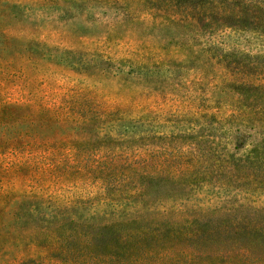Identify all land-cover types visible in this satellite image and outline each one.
Wrapping results in <instances>:
<instances>
[{
	"label": "trees",
	"instance_id": "trees-1",
	"mask_svg": "<svg viewBox=\"0 0 264 264\" xmlns=\"http://www.w3.org/2000/svg\"><path fill=\"white\" fill-rule=\"evenodd\" d=\"M63 30L152 43L69 63L202 112L145 110L96 87L54 105L8 98L17 62L57 54L41 35ZM255 40L264 0H0V264H264Z\"/></svg>",
	"mask_w": 264,
	"mask_h": 264
},
{
	"label": "rangeland",
	"instance_id": "rangeland-1",
	"mask_svg": "<svg viewBox=\"0 0 264 264\" xmlns=\"http://www.w3.org/2000/svg\"><path fill=\"white\" fill-rule=\"evenodd\" d=\"M105 18H111L105 15ZM49 44L57 45L60 49L77 48L84 54H64L59 49L57 54H46L41 58H24L17 62L22 64L25 71L23 77L10 79V87L7 93L8 98L17 101H31L45 105L58 104L64 95L78 91L83 87H96L97 91L103 93L111 99L131 102L138 108L145 110H157L172 112L175 114L192 115L202 112L198 108L195 100L184 99V97H165L161 94L136 86H121L113 81L95 82L92 78L76 70L69 61L74 58L89 57L92 52H102L104 56L120 58L129 52L141 50H151L152 43L139 42L138 39L126 37L123 40H105L96 36H80L69 30L62 32H44L41 35ZM260 41L250 42V49L253 52L261 50L264 52V45H259ZM88 53V54H85ZM172 55V54H171ZM264 56V54H258ZM225 115L224 110L219 112ZM201 197H204L201 195Z\"/></svg>",
	"mask_w": 264,
	"mask_h": 264
}]
</instances>
